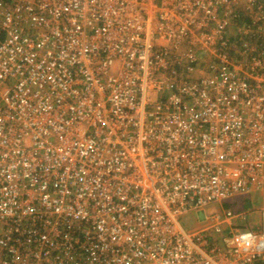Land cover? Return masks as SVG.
Returning <instances> with one entry per match:
<instances>
[{
  "label": "built area",
  "instance_id": "1",
  "mask_svg": "<svg viewBox=\"0 0 264 264\" xmlns=\"http://www.w3.org/2000/svg\"><path fill=\"white\" fill-rule=\"evenodd\" d=\"M263 187L264 0H0V264L264 263Z\"/></svg>",
  "mask_w": 264,
  "mask_h": 264
},
{
  "label": "rangeland",
  "instance_id": "2",
  "mask_svg": "<svg viewBox=\"0 0 264 264\" xmlns=\"http://www.w3.org/2000/svg\"><path fill=\"white\" fill-rule=\"evenodd\" d=\"M245 196L250 197V198L245 197V201L242 199H239L237 196L231 197L228 199H224V200H222L223 206L225 208H229V206H233V204L236 202L237 204L235 206H233V208H235V209L240 208L243 211H245V217L251 216V214L254 213V214H252V217L255 216L258 220H261L262 218H261V215L259 214V212L264 207V187L258 191L248 192L247 195H245ZM215 203H217V202H214L213 204H209V206L208 205L204 206L203 212L206 215H210L213 211L218 210L219 208H218L217 204H215ZM218 211H220V210H218ZM193 213H194L193 211H190L188 213L181 215L178 219L180 225L185 230L194 229L191 227V225L195 223V217L193 216ZM208 222L209 221H207V220L201 221L202 224H206ZM254 224H256V223H254Z\"/></svg>",
  "mask_w": 264,
  "mask_h": 264
},
{
  "label": "crops",
  "instance_id": "3",
  "mask_svg": "<svg viewBox=\"0 0 264 264\" xmlns=\"http://www.w3.org/2000/svg\"><path fill=\"white\" fill-rule=\"evenodd\" d=\"M245 195H247V193H245L244 195H237V197L239 198V199H242V200H244L245 201ZM246 198H250V197H246ZM252 199V198H251ZM253 200V199H252ZM244 203V202H243ZM209 204H213V203H209ZM209 204H207L208 206H209ZM215 204H217V206H218V210H223L225 207L223 206V201L221 202V203H215ZM237 203L235 202L234 204H233V206H235ZM233 206H229V207H233ZM238 207V206H237ZM243 208V207H242ZM238 210H242V209H240V208H237ZM236 209V210H237ZM194 213H193V216L195 217V223L194 224H192L191 225V227L192 228H194V229H201V228H203V227H207L208 226V223H206V224H202L201 223V221L203 220V213H202V211H193ZM235 222L237 223V224H245V221H242V220H235ZM258 222H260V220H258L256 217H254V219H252L249 223H248V225H253L254 223H258ZM224 226L226 227V224H224ZM225 229H227V228H225ZM188 230H190V229H188ZM193 230V229H192ZM205 234H206V236H208L209 237V241L211 242V241H218V243H219V245L221 246L222 245V243H221V241H220V238L218 237V235H216L211 229H206V231H205ZM219 238V239H218Z\"/></svg>",
  "mask_w": 264,
  "mask_h": 264
},
{
  "label": "trees",
  "instance_id": "4",
  "mask_svg": "<svg viewBox=\"0 0 264 264\" xmlns=\"http://www.w3.org/2000/svg\"><path fill=\"white\" fill-rule=\"evenodd\" d=\"M257 264H264L263 262H261V261H259V262H257Z\"/></svg>",
  "mask_w": 264,
  "mask_h": 264
}]
</instances>
